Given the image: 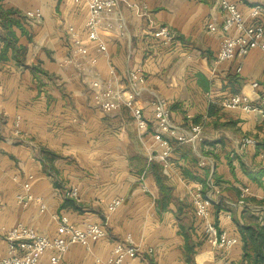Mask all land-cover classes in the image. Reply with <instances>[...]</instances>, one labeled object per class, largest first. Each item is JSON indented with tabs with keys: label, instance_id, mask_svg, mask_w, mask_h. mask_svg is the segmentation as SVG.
Returning a JSON list of instances; mask_svg holds the SVG:
<instances>
[{
	"label": "crops",
	"instance_id": "0c3cea01",
	"mask_svg": "<svg viewBox=\"0 0 264 264\" xmlns=\"http://www.w3.org/2000/svg\"><path fill=\"white\" fill-rule=\"evenodd\" d=\"M118 1V14L108 18L115 24L113 30L100 32L107 46V53L100 54L87 41L84 2L0 0L3 9L25 17L24 31L16 30L24 66L11 59V52L7 61L0 60V227L21 224L53 238L58 227L55 217L66 216L79 227L106 222L107 238L90 250L71 246L61 264H108L116 243L127 238L140 249L130 264H187L178 221L181 207L196 243L194 264H245L238 225L245 224L249 215L264 223V147H259L264 119L225 110L222 104L236 94L251 101L264 94V53L253 50L242 59L218 61L226 33L216 0ZM232 1L249 24L254 23L252 10L264 7V0ZM35 11L41 18L26 17ZM257 22L264 26V17ZM155 26L170 28L177 43L167 47L154 39ZM76 39L89 45L86 56L73 54ZM92 59L97 60L95 66ZM32 67L46 76L39 74L38 81ZM138 67L147 75L135 100L148 122L144 134L123 103L116 112L102 111L92 87L95 82L103 90L110 85L129 99L128 74ZM159 100L169 104L170 120L179 135L190 137L192 127L202 128L194 142L164 135L172 147L164 170L172 203L163 213L156 205L154 178L143 182L150 193H144L141 183L150 157L162 151L154 140L159 132L154 104ZM18 121L21 137L13 134ZM245 139L256 145L242 147ZM27 182L32 196L42 199L44 212L36 201L18 200L25 195ZM198 188L213 202L212 222L237 239L233 249L217 250L205 239L193 205ZM67 190L77 191L79 202L66 198ZM244 190L250 195L242 207L238 202ZM117 199L124 203L110 213L109 205ZM6 254L3 243L0 259ZM51 257L47 254L42 264H50Z\"/></svg>",
	"mask_w": 264,
	"mask_h": 264
},
{
	"label": "built area",
	"instance_id": "2783aa9c",
	"mask_svg": "<svg viewBox=\"0 0 264 264\" xmlns=\"http://www.w3.org/2000/svg\"><path fill=\"white\" fill-rule=\"evenodd\" d=\"M219 4L221 12L224 15L222 25L226 37L221 44L218 55L219 62H227L234 59H242L253 50H260L264 53V26L258 23V19L264 17V7H256L250 14V20L254 23L249 24L237 5L232 0H216ZM76 3L84 2L88 8V19L85 24L86 37L89 44L95 45L100 54L107 53V46L100 36V32H111L114 23L108 18L118 14V0H75ZM41 12H28L26 17L29 19L41 18ZM106 19V21H104ZM212 26H210L211 28ZM69 33H75L74 28H69ZM153 38L158 40L164 46H173L177 43L176 34L168 27L158 26L153 28ZM76 50L73 52L75 56H86L88 54L89 45H85L81 40L74 41ZM92 66L97 63L96 59L90 60ZM129 89L131 98L125 99L120 96V92L112 86L107 85L102 89L100 82L92 84L96 91V104L104 112L112 113L119 110L121 104L130 110L136 121L137 128L141 134L147 132L148 122L144 114L136 105V99L140 96L141 88L147 82V75L141 67L128 74ZM253 88H258V83H254ZM225 110L242 111L247 114H254L264 119V94L260 95L256 101H251L247 96L236 94L224 100L222 104ZM154 119L157 123L159 132L155 134L154 140L162 148L161 153L156 158L150 157L149 162L155 161L162 163L167 169L169 167V158L172 153V147L164 135L171 137H179L181 142L196 141L201 132L200 126H194L191 129V136L179 135L178 130L172 125L170 120V107L165 101H157L154 104ZM15 137H21L19 121L14 126ZM253 139H245L242 147L255 146ZM29 181L32 177L28 178ZM144 182V176L141 177V183ZM144 193H150L145 184L142 185ZM25 195H20V202L36 201L41 205L42 212L45 206L42 204L41 198H34L31 194L30 183L24 185ZM250 195L249 190H244L242 198L238 202L239 206L245 207V198ZM66 198L79 202V194L75 190H67ZM124 203V199L114 200L109 205V212L117 211ZM213 202L206 199L201 194V188L196 190L193 196V205L195 213L203 225L205 239L212 243L213 247L220 251H229L237 244V239L231 237L227 230L218 228L212 222L210 217V208ZM58 223L57 235L48 238L28 228L24 225H17L12 229L0 227V246L5 243L7 245V254L0 259V264H42V259L49 253H52L50 264H61L63 257L71 246H81L90 250L92 246L108 237V224L89 223L83 227L73 225L68 217H55ZM140 249L135 245L131 238H127L124 242H118L113 248L108 264H130L139 257ZM225 264H231L225 262Z\"/></svg>",
	"mask_w": 264,
	"mask_h": 264
},
{
	"label": "trees",
	"instance_id": "16d2710c",
	"mask_svg": "<svg viewBox=\"0 0 264 264\" xmlns=\"http://www.w3.org/2000/svg\"><path fill=\"white\" fill-rule=\"evenodd\" d=\"M25 17L16 10H5L0 6V60L7 61L11 52V59L19 66H24L23 49L18 46V36L16 30L24 31ZM36 79L40 81L39 74L45 75L37 67L31 68ZM264 147V139L259 147ZM51 158H55L49 152H42ZM165 167L158 161L147 162L146 168L142 172L144 180L152 176L158 189L156 205L159 213L169 210L172 203V189L167 185V176L164 174ZM195 179V178H193ZM244 217L247 213L245 212ZM246 223L238 225L242 242V259L245 264H264V223L258 222L253 216L246 217ZM186 214L183 208L178 211V221L180 222V233L185 240L184 256L187 264H194L193 257L196 253V243L193 239L192 228L185 223Z\"/></svg>",
	"mask_w": 264,
	"mask_h": 264
},
{
	"label": "rangeland",
	"instance_id": "374dc122",
	"mask_svg": "<svg viewBox=\"0 0 264 264\" xmlns=\"http://www.w3.org/2000/svg\"><path fill=\"white\" fill-rule=\"evenodd\" d=\"M145 185H147V184H145ZM148 186H149V182H148ZM147 187V186H146ZM149 188V187H148ZM245 210H247V209H245ZM120 242H122V241H120ZM124 242V241H123Z\"/></svg>",
	"mask_w": 264,
	"mask_h": 264
}]
</instances>
